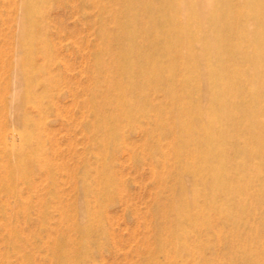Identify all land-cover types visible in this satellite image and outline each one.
Returning <instances> with one entry per match:
<instances>
[{
	"label": "rangeland",
	"instance_id": "obj_1",
	"mask_svg": "<svg viewBox=\"0 0 264 264\" xmlns=\"http://www.w3.org/2000/svg\"><path fill=\"white\" fill-rule=\"evenodd\" d=\"M43 4L32 15L22 0H0V264H264V204L256 202L264 152L237 151L253 139L240 132L227 149L234 194L194 185L214 186L220 175L178 173L168 119L163 130L154 123V104L171 110L166 89H147L142 100L113 69L116 1ZM29 19L32 48L20 35ZM201 87L198 103L208 109ZM125 95L128 118L118 105ZM183 153L189 159L191 150Z\"/></svg>",
	"mask_w": 264,
	"mask_h": 264
},
{
	"label": "bare ground",
	"instance_id": "obj_2",
	"mask_svg": "<svg viewBox=\"0 0 264 264\" xmlns=\"http://www.w3.org/2000/svg\"><path fill=\"white\" fill-rule=\"evenodd\" d=\"M115 1L119 8L111 14L118 25L115 46L110 47L113 69L126 77L142 100H147V89H166L171 110L166 111L161 100L154 104L158 108L154 123L163 130L162 119H168L166 130L174 133L172 149L177 151L183 170L178 173L201 172L205 180L219 174V183L214 186L209 182L193 184L207 186L210 191L223 185L225 193L234 194L226 188V153L233 138L243 132L254 141L237 148L241 155L260 156L264 152V0ZM43 2L46 0H22V10L38 15ZM34 23L29 19L20 27V35L30 48ZM27 69L20 67L21 72L28 73ZM196 77H203V81ZM113 86L126 90L121 84ZM201 86L208 91V109L198 103ZM245 92L247 99L242 97ZM121 97L119 110L128 118L132 100ZM136 110L146 115L141 106ZM237 112H241L238 120L233 117ZM235 122L237 126L232 125ZM25 139L29 143V138ZM257 143H261L259 148L254 146ZM188 149L189 159L182 157ZM195 158L203 163L198 169L191 161ZM17 160L21 158L17 156ZM181 176L175 177L183 192ZM257 198V203L264 204V191Z\"/></svg>",
	"mask_w": 264,
	"mask_h": 264
}]
</instances>
